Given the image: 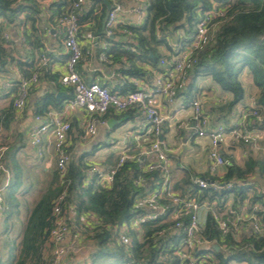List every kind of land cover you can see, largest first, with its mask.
I'll list each match as a JSON object with an SVG mask.
<instances>
[{
	"label": "trees",
	"instance_id": "16d2710c",
	"mask_svg": "<svg viewBox=\"0 0 264 264\" xmlns=\"http://www.w3.org/2000/svg\"><path fill=\"white\" fill-rule=\"evenodd\" d=\"M60 1L50 4V10L57 9ZM88 3L94 7L79 17L80 26L83 22L90 23L94 20L98 28L97 35L103 37L106 6L101 0H88ZM214 5L224 16L213 21L215 27L210 42L198 53L197 62L189 73L194 78H211L222 91L230 94L232 100L227 105L230 110L244 99L240 76L247 70L260 91L255 105L264 108V0H146L145 23L139 27L118 26L115 36L120 41H115L116 37L105 38L112 46L105 52L100 51V55L105 53L109 63L125 61V67L119 72L127 77H143L146 71L140 67L141 64L161 71L159 64L163 57L159 48L165 47L171 51L167 38L177 37L176 33L182 30L184 38L190 42L200 17ZM43 15L37 0H0V74L9 75L10 67L15 64L22 72L21 77H29L30 73H25L24 67H33L34 62L15 60L14 53L19 52L10 37V31L20 26V34L26 44L31 49L42 51V34L47 30L43 26ZM22 51L26 52L24 48ZM12 84L16 86L17 93L18 80ZM125 87L132 88L130 84ZM47 102L43 107H46ZM11 110H14L13 106ZM133 111L136 110L125 112ZM9 117L6 115V118ZM261 127L264 128V119ZM15 152V146L8 147L1 159L5 170L0 173V216L1 224L5 226L2 233L11 227L10 220L19 207L16 194L21 187L22 175L14 160ZM89 155L87 153L79 158L72 157L63 175L54 170L47 190L33 206L21 231L19 248L13 242L7 255L0 256V264H47L50 253L48 238L53 226L52 211L61 196L62 209L73 206L78 222L83 218L87 220L81 234L94 247L89 256V264H108L109 259L113 260L111 264H164L161 258L165 257L174 260L172 252L181 241L177 233H160L159 229L146 226L143 240L140 242L134 239L129 246L121 244L115 233V229L134 214L135 198L144 187V184H135L139 176L157 178L158 174H143L137 164L125 163L117 170L111 187L104 188L89 172L90 166L85 161ZM250 170V164L245 169L231 164L223 178L224 182L231 183L230 188L224 187L216 191L209 188L202 193H198L196 188L191 195L209 203L217 202L218 210L230 198L233 199V207L240 205L248 199L250 187L242 182L248 178ZM260 170L261 175H264V167ZM7 178L8 182H5ZM249 200L252 203L257 198L253 196ZM92 215L97 219L94 226L89 221ZM262 222L264 224V217ZM202 236L219 247L217 251L212 250L214 264H264L263 233L251 234L241 239H236L232 233L223 236L213 216L208 214Z\"/></svg>",
	"mask_w": 264,
	"mask_h": 264
},
{
	"label": "crops",
	"instance_id": "0c3cea01",
	"mask_svg": "<svg viewBox=\"0 0 264 264\" xmlns=\"http://www.w3.org/2000/svg\"><path fill=\"white\" fill-rule=\"evenodd\" d=\"M37 1L44 13L42 19L43 26L47 28L46 33L42 34V44L44 49L42 51L31 49L21 37L20 26L17 27V29L10 31V37L13 39L15 47L19 52L14 53L15 60L18 61L23 59V61L28 63L34 62L33 67H24L25 73L31 74L38 64V58L41 54H45L47 63L39 71V82L30 89L26 105L23 111L19 113L15 110H11L16 94V86L12 84V82L22 78V72H20L18 67L13 64L10 67L11 73L9 75L0 74V146H5L6 148H10L11 146L16 147L14 160L16 161L20 172V157L27 153L32 155V157L36 158L38 161L44 160L45 162V160H48L45 164L47 171L52 165V167L55 168L56 154L53 148V136L51 130L43 135L41 143L38 146H32L30 130L38 124H50L54 119L61 118L68 121L71 125V131L69 132L67 143V152L69 153L70 159L72 157L79 158L88 153L90 155L87 156L85 161L89 164L90 171L93 167L107 171L117 165L119 157L122 154H126L130 157V160L126 163L137 164L141 172L144 174L143 169L135 159V157L137 158L140 156V147H147L146 144L142 143L141 146H138L134 140V137L142 133L146 126L144 118L140 113L136 111L116 112L110 109L103 117L105 125H98L97 135L93 138L84 137V122L86 120V114L81 109L68 108L65 106V102L69 98H72V89L63 87L58 83L59 77L65 73V65L67 62V53L63 44L64 30L59 24V18L62 12L66 10L68 3H66L65 0H61L58 8H53L52 12L50 10V4L57 0ZM101 1L103 2V0ZM107 1L109 3V0ZM117 5L119 17L117 25L113 29V35L110 37L111 39L116 37L115 34L118 26L139 27L143 25L146 20V17L143 18V12H146V0H118ZM91 7L94 6L86 0L81 15L84 12L89 11ZM106 11H108L107 7ZM106 18L104 21L103 37L97 35L98 28H96L94 20L90 23L89 21L82 23L80 27L81 34L90 32L94 36V39L92 41H87L82 37L80 38V42L84 48L89 49V54L79 63L77 72L86 83H97L119 95H125L137 87L146 90L153 89L155 81L159 75L163 74L165 71H169V68L161 67L159 64V67L162 70L157 71L146 64H141L140 67L146 71V74L143 77H127L119 72L121 68L125 67V61H111V63L108 64L100 59V56L103 54L101 53L100 55V51L103 50L102 47L107 45L108 49L112 46L111 43L105 40ZM90 27L94 28L88 30ZM176 35L177 37L174 36L173 39L170 37L167 38V43L171 47V51L165 47L159 48L163 57L161 61H171L172 54L174 57L179 52L189 48L190 42L184 38L185 34L183 31L179 30ZM114 40L120 41L118 37ZM23 48L27 54L22 51ZM189 72L190 71L186 72L184 75V89L178 93V96L172 102H168L166 97L162 95L157 96L159 112L166 119L163 125L162 142L168 150L166 177L169 179V185L175 193L186 196L191 195L192 191L197 188L194 183L197 179L205 180L209 183L219 181L222 186L223 184L230 183L223 181L227 168H221L216 175L210 173L208 170L209 140L208 138H198L192 130V109L190 103L193 99H199L201 101L204 115L209 120L210 127L222 125L228 128L233 124L240 123L242 115L249 113L252 107H256L260 117L259 119L250 117L246 129L248 132L256 135L258 140L249 145H235L233 144L231 136L227 135L226 142L220 149L221 155L233 165L245 169L250 164L251 170L248 173V178L242 182L243 185L250 187L248 199L242 204L233 207V199L230 198L218 211L220 213H225L231 208L236 211L238 216L246 217L251 209H256V212L258 216L261 217L262 221V218L264 217V175H261L260 168L264 167V128L261 127L264 119V108L255 105V101L259 96L260 91L254 85L252 77L248 74V71L245 70L240 76V81L244 88V99L232 107V109L228 110L227 105L232 100L230 94L222 91L211 80V78L204 76L194 78ZM127 84H130L132 88L125 87ZM46 101H48L47 105L46 107H43ZM6 115H9L10 117L6 118ZM36 117H40V121H37ZM109 122L110 126L108 125ZM6 123L7 126H4ZM23 130H25V133H22ZM23 138L29 142L28 147H25ZM114 143L116 145L113 150H107L101 153L97 158L92 156L95 151L100 150L106 144L114 145ZM190 147H194L193 149L195 152L193 155H189L188 157L178 156L182 150H188ZM191 159H193V163L189 162ZM154 161L155 158L153 155H149L145 158L146 163ZM2 168L4 169L3 166ZM6 174L9 178V173L7 171ZM156 174H158L157 178L155 176H149L147 178L139 176L138 180L140 181L141 186L144 184L141 193H150L157 187V184L161 182L162 175L160 172H156ZM8 178L5 182H8ZM96 180L98 184L103 187L98 178H96ZM185 182H188V184ZM197 192L202 193L203 191L197 188ZM44 193L45 192H43L41 196ZM16 196L19 201V207L10 220L12 223L11 227H8V230L4 233L2 232L5 226L1 224L0 216V256L3 257L7 255V250L11 248L13 242L15 243L16 248H19V244L21 243V231H23L25 227L30 211L41 197L40 196L32 206L29 204V208L27 207L24 209L23 214L21 209L22 201L18 197V194H16ZM253 196H256L257 200L249 203V199L253 198ZM213 203L217 206V202L214 201L211 204ZM207 216L208 214L201 211L200 219L203 227L206 224ZM231 219L233 220L235 218L231 217ZM86 221L87 220L84 218L79 222L77 220L74 228L65 241L67 246L85 248L86 254L84 258L81 259L77 254L72 252L69 253L63 264L90 263L89 256L91 252H93L94 247L93 244L90 243V241H87L81 234L85 230V225H87ZM89 221L92 222V226L97 224V219L93 215L90 217ZM128 221L125 223H128ZM239 225V230L236 232L238 238L235 237L236 239L248 237L252 234L250 225L241 223ZM261 226L263 228L262 233L264 234L263 222L261 223ZM129 237L131 238V243L134 239L140 242L143 240V237H137V233L134 231L129 233ZM210 245L213 247L217 244L210 243ZM230 264L246 263L231 262Z\"/></svg>",
	"mask_w": 264,
	"mask_h": 264
},
{
	"label": "built area",
	"instance_id": "2783aa9c",
	"mask_svg": "<svg viewBox=\"0 0 264 264\" xmlns=\"http://www.w3.org/2000/svg\"><path fill=\"white\" fill-rule=\"evenodd\" d=\"M68 6L60 15L59 24L63 28V44L67 53V62L65 73L58 79V83L63 87L72 89V98L65 102L68 108H78L86 114L84 122V137L93 138L97 135L98 125H105L104 115L110 110L116 112H125L136 110L140 113L146 123L142 133L134 137L136 144L147 147H140V156L135 157L137 163L143 169L144 173L160 172L162 180L157 187L150 193H141L135 198L134 214L128 221L115 229L119 242L124 246H129L131 238L130 232H136L137 237H143L144 228L152 227L160 233L174 232L180 235V243L172 252L174 258H161L164 264H214L213 247L203 236V224H201L200 213L204 211L211 214L217 222L218 229L223 236L229 233L234 234L239 230V224L250 225L252 234H261V217L258 216L256 209H251L247 216H238L236 211L228 209L225 213H220L215 204L207 200H200L195 195L182 196L175 193L171 187L167 174V148L160 137L163 133L165 118L159 112L157 96L166 97L168 102H172L180 91L184 89V75L191 71L197 62V55L210 42L211 33L215 25L213 21L222 18L224 13L217 9L216 5L202 15L195 26L193 37L189 48L179 52L171 61H161L160 66L169 68L160 74L155 81V86L151 90L135 88L134 90L119 95L111 92L108 88L97 83H86L77 72L79 63L89 54V49L84 48L80 42L84 40L92 41L94 36L88 32L81 34L80 15L85 6L86 0H65ZM110 9L107 11L105 22V37L113 35V29L117 25L119 10L118 0H109ZM107 50V45L102 47ZM100 59L109 63L105 53ZM47 63L45 54L39 55L38 64L31 72L29 77H22L18 80V89L13 100L12 106L16 112H22L29 97L30 89L39 82V71ZM192 109V130L198 138H208L209 140V166L210 173L216 175L221 168H227L232 163L226 160L220 153L221 146L226 142V136L230 135L233 144L249 145L255 143L258 137L247 131L249 118L259 119L260 114L256 107H252L249 113L243 114L240 123L233 124L230 127L218 125L210 127V122L204 115L202 103L199 99H193L190 103ZM40 121V117H36ZM51 130L53 136V148L56 154L55 169L63 175L70 161L67 152L68 135L71 131V125L68 121L61 118L54 119L50 124H38L31 128L30 139L32 146H38L41 143L45 133ZM5 146H0V173L4 171L1 166V159L6 152ZM153 155L154 162H145V158ZM130 157L122 154L119 157L117 165L107 171L93 167L90 171L92 176L98 178L104 188H109L113 184L114 176ZM195 185L199 190L209 188L219 190L221 188L231 187V183L223 184L218 182L209 183L205 180H195ZM137 186H141L137 179ZM63 196L55 203L52 211L53 226L49 232L48 243L50 253L47 264H63L69 253L76 252L78 248L67 246L65 244L67 236L70 234L78 219L77 212L73 206H65L62 209L60 204ZM264 212V210H263ZM228 216V217H226ZM235 218V219H231ZM170 261L168 263L167 261Z\"/></svg>",
	"mask_w": 264,
	"mask_h": 264
},
{
	"label": "rangeland",
	"instance_id": "374dc122",
	"mask_svg": "<svg viewBox=\"0 0 264 264\" xmlns=\"http://www.w3.org/2000/svg\"><path fill=\"white\" fill-rule=\"evenodd\" d=\"M146 17V12H143V18ZM25 133V130L22 131ZM25 147L29 146V142L23 138ZM116 143V142H115ZM114 145L106 144L100 150L95 151L92 155L94 158L100 156L101 153L110 150L115 147ZM194 147H190L188 150H182L179 153V157L193 155L195 152ZM48 160L38 161L36 158L32 157L29 153L21 155L20 157V165H21V174H22V186L19 188L18 197L22 201V212L24 214V209L27 207L29 208V204L32 206L34 202L41 196L43 192H45L46 188L49 186V183L52 178V173L54 172L55 168L50 166L49 170H46V162ZM193 163V159L189 161ZM25 206V207H24ZM24 207V208H23ZM79 258H84L86 254L85 248H78L75 252ZM113 263V260L108 261V264Z\"/></svg>",
	"mask_w": 264,
	"mask_h": 264
},
{
	"label": "water",
	"instance_id": "95a60500",
	"mask_svg": "<svg viewBox=\"0 0 264 264\" xmlns=\"http://www.w3.org/2000/svg\"><path fill=\"white\" fill-rule=\"evenodd\" d=\"M103 3L106 5L107 10H109L110 9V4L108 3V1L107 0H103ZM108 125L110 126V122L108 123ZM160 139L162 140V136L160 137ZM213 249L217 251L218 250V246L214 245Z\"/></svg>",
	"mask_w": 264,
	"mask_h": 264
}]
</instances>
